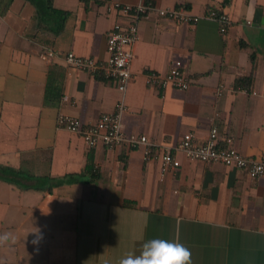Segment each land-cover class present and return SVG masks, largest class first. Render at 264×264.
Returning <instances> with one entry per match:
<instances>
[{"label":"crops","instance_id":"obj_1","mask_svg":"<svg viewBox=\"0 0 264 264\" xmlns=\"http://www.w3.org/2000/svg\"><path fill=\"white\" fill-rule=\"evenodd\" d=\"M142 1L155 9L139 20L121 94L102 76L68 69L62 56L39 58L51 49L103 61L110 29L125 22L103 0H52L67 15L63 23L50 16L47 27L25 1L0 0V168L17 172L13 180L0 173V234L16 237L0 246V264H120L147 241L177 233L191 264H264V177L177 154L180 167L161 178L157 157L125 146L90 149L56 125L60 111L88 125L123 99L127 134L173 147L187 133L203 142L216 126L244 156H264V0H231L224 35L207 15L223 0ZM167 8L198 21L160 18ZM175 61L188 90L147 85L148 73L165 75ZM249 76L250 89L236 90ZM34 228L44 236L38 250Z\"/></svg>","mask_w":264,"mask_h":264},{"label":"built area","instance_id":"obj_2","mask_svg":"<svg viewBox=\"0 0 264 264\" xmlns=\"http://www.w3.org/2000/svg\"><path fill=\"white\" fill-rule=\"evenodd\" d=\"M103 2L108 13H116L125 19L124 23L117 22L110 29L106 39V58L103 61L78 57L73 53L62 55L51 49H44L39 58L50 62L62 56L68 69L102 76L103 79L114 82L118 91L123 94L131 76L132 49L139 40V20L155 8L151 2L142 0L137 5H126L114 0H103ZM157 14L160 18L178 23L194 25L198 21L197 17L190 16L182 8L158 9ZM208 18L219 24V31L222 35L226 33L230 23L226 14L216 16L214 12H211ZM246 25H250V22L247 21ZM146 82L149 87L160 91L167 88L186 91L190 87V81L180 61L173 62L165 75L148 73ZM63 101L66 102L67 98ZM127 112L124 100L120 99L115 104L113 112L102 114L93 123L82 125L78 119L60 111L56 116V125L60 129L80 136L86 147L90 149L99 145L103 147L125 146L128 149H140L144 160L157 157L161 178L168 173L175 172L180 167L177 154H181L188 162L206 165L221 164L243 171L250 179L264 177V156L257 158L244 156L233 147L231 138L219 139L216 126H212L203 142H197L192 133H187L173 147L159 146L144 135L127 134L123 131L121 118Z\"/></svg>","mask_w":264,"mask_h":264},{"label":"clouds","instance_id":"obj_3","mask_svg":"<svg viewBox=\"0 0 264 264\" xmlns=\"http://www.w3.org/2000/svg\"><path fill=\"white\" fill-rule=\"evenodd\" d=\"M32 244L38 247L44 239L39 228H34ZM16 243V237L11 232L0 234V246ZM191 251L179 242L178 233L174 240L151 239L143 244L140 255L129 254L120 260V264H191Z\"/></svg>","mask_w":264,"mask_h":264},{"label":"trees","instance_id":"obj_4","mask_svg":"<svg viewBox=\"0 0 264 264\" xmlns=\"http://www.w3.org/2000/svg\"><path fill=\"white\" fill-rule=\"evenodd\" d=\"M26 3L30 4L31 6L34 7L35 9V14L36 18L39 20V23L42 24L43 26L47 27L48 20L51 17H60L61 23L64 22V19L66 17V13L58 11L54 9L52 5V0H23ZM231 0H223L222 4L218 7H211L207 11V15H209L211 12H214L216 16H220L223 13L224 8H228L230 6ZM60 23V24H61ZM55 24V21H54ZM254 59L252 58V64H253ZM252 84V77L249 76L247 78H241L239 79L236 84H235V89L236 90H249ZM0 173L4 176L3 178L7 180H13L14 177H16L17 172L12 170V169H5V168H0ZM9 177V179H8Z\"/></svg>","mask_w":264,"mask_h":264}]
</instances>
